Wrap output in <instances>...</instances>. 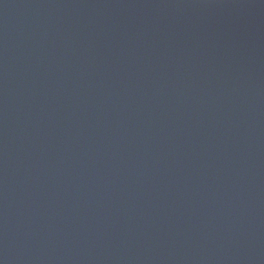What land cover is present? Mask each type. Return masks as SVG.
Segmentation results:
<instances>
[{
    "label": "water",
    "instance_id": "obj_1",
    "mask_svg": "<svg viewBox=\"0 0 264 264\" xmlns=\"http://www.w3.org/2000/svg\"><path fill=\"white\" fill-rule=\"evenodd\" d=\"M0 264H264V0H0Z\"/></svg>",
    "mask_w": 264,
    "mask_h": 264
}]
</instances>
